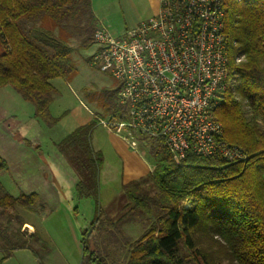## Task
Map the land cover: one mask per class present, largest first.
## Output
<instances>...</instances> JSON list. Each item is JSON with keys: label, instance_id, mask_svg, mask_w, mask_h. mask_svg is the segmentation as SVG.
I'll use <instances>...</instances> for the list:
<instances>
[{"label": "trees", "instance_id": "obj_1", "mask_svg": "<svg viewBox=\"0 0 264 264\" xmlns=\"http://www.w3.org/2000/svg\"><path fill=\"white\" fill-rule=\"evenodd\" d=\"M224 7L229 79L237 87L236 92L227 87L215 114L224 125L222 140L247 157L223 161L189 153L177 163L159 139L155 182L145 177L123 187L129 213L155 217L131 247L127 264H264V0H224ZM64 24L82 34L80 48L91 45L97 25L92 0H0V88L12 85L51 127L60 120L50 109L58 93L51 80H70L77 73L73 33ZM97 124L77 128L58 146L86 153L98 174L104 159L92 144ZM8 167L0 155V172ZM40 201L37 192L13 196L0 188V215L18 223L13 231L0 225L1 262L27 248L45 264L33 242L46 249L48 243L37 229L26 235L23 219L14 212ZM84 232L81 264H108L98 247L88 245Z\"/></svg>", "mask_w": 264, "mask_h": 264}, {"label": "built area", "instance_id": "obj_2", "mask_svg": "<svg viewBox=\"0 0 264 264\" xmlns=\"http://www.w3.org/2000/svg\"><path fill=\"white\" fill-rule=\"evenodd\" d=\"M93 39L91 64L119 80L123 113L100 117V124L134 149L139 135L163 139L177 163L189 153L247 157L222 140L215 114L229 80L224 0H160L157 14L124 34L100 23Z\"/></svg>", "mask_w": 264, "mask_h": 264}, {"label": "rangeland", "instance_id": "obj_3", "mask_svg": "<svg viewBox=\"0 0 264 264\" xmlns=\"http://www.w3.org/2000/svg\"><path fill=\"white\" fill-rule=\"evenodd\" d=\"M119 6L120 0H109V29L115 35L124 34L128 28L133 27H124L125 18ZM64 29L69 33H73L70 42L75 47L72 56L77 67V73L70 80L64 78L54 80L53 84L56 86L58 93L55 95V98L57 97L56 101H53V111L67 108L75 99L76 94L83 98L87 104L103 110L101 113L95 114L98 123L96 126L98 127L96 130V136H99L97 138L98 142L109 131L99 123V118L106 117L113 112L114 114L120 112L118 110L121 108L118 105L119 80L110 73L101 72L98 67L91 64L88 56L95 48L94 42L86 48H80L79 43L82 34L66 24H64ZM55 31L56 33L62 32L59 26H56ZM228 86L236 92L237 81L230 78ZM13 90L15 89L13 88ZM16 105L18 104L8 97L5 94V89L1 87V145L9 143L8 146H13L14 144L9 138L13 136L14 139H18L24 135L22 133V116L24 112L21 107L18 110ZM125 119L128 118L125 117ZM11 132H14V134ZM119 137L121 136L119 135ZM119 137L113 142L118 146L116 149L120 153L123 165L125 164L128 168L136 167L144 170L145 173L149 174L146 177L148 182H155L153 170L150 171L157 161L155 153L160 150L159 139L139 135L137 137L138 146L134 149L126 140ZM31 138L29 143L36 148L40 139L36 135ZM110 138L112 139L109 133V143L111 142ZM97 145L95 147H98ZM56 146L58 155L53 153V157L61 167L63 166L60 163L64 161L68 164L65 178L69 186L63 189L57 186L56 183H50L46 187H42V193L37 192L42 203H36L30 207L32 208L30 211L23 209V207L19 211L14 209V212L22 214L24 221H31V217L37 216V222L42 223V231L39 226L40 235L49 242L48 248L46 249L39 243L33 242L41 261L45 264H81L82 238L83 232L86 231L88 233L84 232V234L86 233L88 245L98 247L107 258L108 264H127L131 247L149 229L155 217L140 211L129 213L127 205L130 204V199L124 189H119L120 180L108 176L102 170L98 174L95 173L94 169L96 168L93 167L94 164L86 153L78 152L75 148L74 151L73 149L68 150L63 145L58 146V143H56ZM47 152L49 154V151ZM71 157L74 166L69 159ZM59 158L60 160H58ZM68 166L72 167V173L69 172ZM79 183L82 184V191L79 189ZM0 188H2L1 185ZM11 188H13L14 193H18V188ZM185 206L190 207L192 203L187 202ZM45 213H49L48 218L42 217V215L45 216ZM125 214L127 217L120 221ZM0 225L3 229L7 227L6 229L9 231L18 228L17 221L13 220L9 223L5 215H0ZM31 229L25 222L22 224L21 230L26 235H31ZM2 256L3 253L0 250V259ZM0 264H39V260L32 250L23 248L15 250L10 258L0 261Z\"/></svg>", "mask_w": 264, "mask_h": 264}, {"label": "crops", "instance_id": "obj_4", "mask_svg": "<svg viewBox=\"0 0 264 264\" xmlns=\"http://www.w3.org/2000/svg\"><path fill=\"white\" fill-rule=\"evenodd\" d=\"M92 4L96 24L98 25L103 23L109 27V0H92ZM119 8L124 14V27L136 26L142 21L148 20L150 17L158 13L160 9V0H120ZM94 50L95 48L88 56L90 60ZM55 79L56 78L51 80L52 84ZM11 87L13 86L8 84L2 87V89H5V94L18 104L16 105L18 106V110L21 107L24 112V117L22 116V133L24 135L18 139H14L13 136L9 138L12 140L14 144L13 146H8L9 143L6 145L0 144V155L7 160L9 166L6 171L0 172V185L5 191L13 196H19L21 193H42V187H46L50 183H56L57 186L65 189L66 186H69V183L65 178L67 176L66 173L68 164H66V162L61 158L64 161L63 163H60L63 166L61 167L56 159H54L53 153L58 155L56 143H59L77 128L95 121V114L101 113L103 110L87 104L83 98L76 94L75 99L67 108H60L54 112L52 105L56 101V97L54 102L51 104L50 109L53 116L60 117V120L56 125L51 127L45 124V122H43L40 118L36 117L35 106L25 100L14 87L13 88L17 92ZM97 129L98 127H95L93 131L92 144L93 147L97 151H100L103 155L104 161L100 170L107 173L108 176L116 178V180H120L119 189L123 190L125 184L140 180L149 175L145 173L144 170L136 167L128 168L125 164L123 165L120 159V153L116 149L118 146L113 142L117 137H119L118 134L107 128L110 132L107 130L108 132L103 139H100L97 142V138L99 137L96 136ZM11 133L14 134V132ZM109 133L112 137V139L110 138V143ZM34 135L40 139V142L37 143V147L39 146L38 148L33 147L26 141L32 139L31 137ZM96 144H98V147H95ZM49 147L51 148L50 150L48 149ZM47 151H49V154ZM58 160H60V158ZM71 168V166H68L69 172L72 173ZM153 169L154 168L152 167L150 172H152ZM11 187L18 188V193H14L12 190L13 188ZM39 203H42V201ZM15 209L19 211V209L21 210L22 208L17 206ZM23 209H28L30 211L32 208ZM17 213H19L21 218L23 217L20 212ZM48 215L49 213H45V216L42 215V217L48 218ZM24 222L32 228L31 234L34 233L36 229L39 232L42 231V223L39 224L37 222V216L31 217V221L25 220ZM42 239L49 243L46 239Z\"/></svg>", "mask_w": 264, "mask_h": 264}]
</instances>
